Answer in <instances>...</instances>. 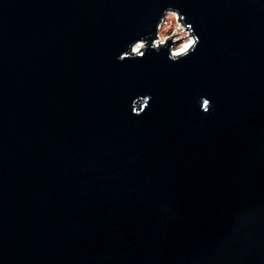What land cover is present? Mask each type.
Returning <instances> with one entry per match:
<instances>
[{
	"label": "water",
	"instance_id": "95a60500",
	"mask_svg": "<svg viewBox=\"0 0 264 264\" xmlns=\"http://www.w3.org/2000/svg\"><path fill=\"white\" fill-rule=\"evenodd\" d=\"M0 264H264V0H0Z\"/></svg>",
	"mask_w": 264,
	"mask_h": 264
},
{
	"label": "clouds",
	"instance_id": "9594fccd",
	"mask_svg": "<svg viewBox=\"0 0 264 264\" xmlns=\"http://www.w3.org/2000/svg\"><path fill=\"white\" fill-rule=\"evenodd\" d=\"M199 37L195 29L186 22V17L178 9L169 7L165 9L156 26L155 32L141 38L128 46L125 55L119 57L121 61L128 59H142L149 50L156 52L166 50L168 59L177 63L193 54L199 45ZM145 105L147 104V100ZM210 101L204 100L201 107L203 112L209 111Z\"/></svg>",
	"mask_w": 264,
	"mask_h": 264
}]
</instances>
